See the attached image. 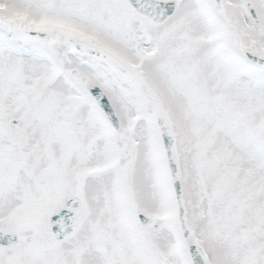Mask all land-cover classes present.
<instances>
[{"label": "snow or ice", "instance_id": "1", "mask_svg": "<svg viewBox=\"0 0 264 264\" xmlns=\"http://www.w3.org/2000/svg\"><path fill=\"white\" fill-rule=\"evenodd\" d=\"M0 264H264V0H0Z\"/></svg>", "mask_w": 264, "mask_h": 264}]
</instances>
